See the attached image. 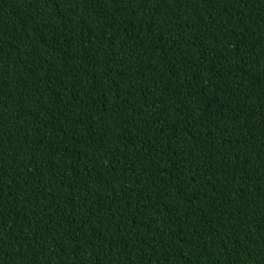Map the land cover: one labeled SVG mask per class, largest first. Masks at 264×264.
<instances>
[{"label": "trees", "instance_id": "trees-1", "mask_svg": "<svg viewBox=\"0 0 264 264\" xmlns=\"http://www.w3.org/2000/svg\"><path fill=\"white\" fill-rule=\"evenodd\" d=\"M0 264H264V0H0Z\"/></svg>", "mask_w": 264, "mask_h": 264}]
</instances>
